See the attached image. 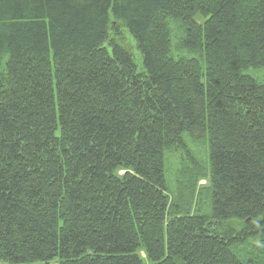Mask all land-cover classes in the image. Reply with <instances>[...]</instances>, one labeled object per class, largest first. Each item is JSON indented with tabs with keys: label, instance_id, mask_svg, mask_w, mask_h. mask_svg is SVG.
I'll return each instance as SVG.
<instances>
[{
	"label": "trees",
	"instance_id": "obj_1",
	"mask_svg": "<svg viewBox=\"0 0 264 264\" xmlns=\"http://www.w3.org/2000/svg\"><path fill=\"white\" fill-rule=\"evenodd\" d=\"M249 68L264 0H0V261L264 264Z\"/></svg>",
	"mask_w": 264,
	"mask_h": 264
},
{
	"label": "rangeland",
	"instance_id": "obj_2",
	"mask_svg": "<svg viewBox=\"0 0 264 264\" xmlns=\"http://www.w3.org/2000/svg\"><path fill=\"white\" fill-rule=\"evenodd\" d=\"M198 22L201 21V19H197ZM124 35L126 37V44L131 48V51H132V54L134 56V60L139 68V70L142 69V58L140 56V54L138 53L136 47L134 46V42H133V39L132 37L127 33V32H124ZM242 74L244 75H248V76H251L252 78L256 79L257 81L261 82V83H264V68H259V69H254V68H249L247 70H244L242 71ZM185 138L187 140V145L190 146L191 150L193 153H195L197 155V151H201L203 148L202 146L205 145L206 147V150L208 148V141L205 140L203 145H200L201 147H196V145L194 144H191L189 141H191L189 138H188V135L186 134L185 135ZM200 154V152H199ZM184 159V156L182 154V152L178 149H173L171 150V152L168 151V153L166 154V166L168 169H170V171H176L180 165H181V162L182 160ZM203 161V160H201ZM203 163H205V161H203ZM172 180V179H171ZM207 185V182L205 180H201L199 182V187L201 186H206ZM0 264H5L3 262L0 261Z\"/></svg>",
	"mask_w": 264,
	"mask_h": 264
},
{
	"label": "bare ground",
	"instance_id": "obj_3",
	"mask_svg": "<svg viewBox=\"0 0 264 264\" xmlns=\"http://www.w3.org/2000/svg\"><path fill=\"white\" fill-rule=\"evenodd\" d=\"M166 179V178H165Z\"/></svg>",
	"mask_w": 264,
	"mask_h": 264
}]
</instances>
